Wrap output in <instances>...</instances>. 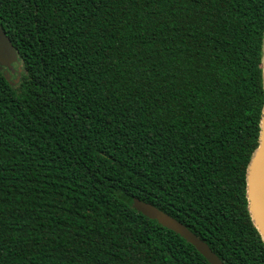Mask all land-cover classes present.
<instances>
[{"label": "trees", "instance_id": "obj_1", "mask_svg": "<svg viewBox=\"0 0 264 264\" xmlns=\"http://www.w3.org/2000/svg\"><path fill=\"white\" fill-rule=\"evenodd\" d=\"M0 27V264H210L133 197L264 264V0H0Z\"/></svg>", "mask_w": 264, "mask_h": 264}, {"label": "water", "instance_id": "obj_2", "mask_svg": "<svg viewBox=\"0 0 264 264\" xmlns=\"http://www.w3.org/2000/svg\"><path fill=\"white\" fill-rule=\"evenodd\" d=\"M16 60H18V54L10 39L0 27V68L9 67ZM246 197L251 219L264 242V101L260 118L258 146L251 157L246 172ZM131 204L139 213L149 219L156 220L163 227L183 237L187 242L192 244L210 264H223V262L209 248L207 243L199 239L177 219L157 207L135 197L131 199Z\"/></svg>", "mask_w": 264, "mask_h": 264}, {"label": "rangeland", "instance_id": "obj_3", "mask_svg": "<svg viewBox=\"0 0 264 264\" xmlns=\"http://www.w3.org/2000/svg\"><path fill=\"white\" fill-rule=\"evenodd\" d=\"M21 68H22V64L19 63V60H16L11 66L6 67L4 69V72L9 75L11 80H13V79H17L16 77L20 76Z\"/></svg>", "mask_w": 264, "mask_h": 264}]
</instances>
